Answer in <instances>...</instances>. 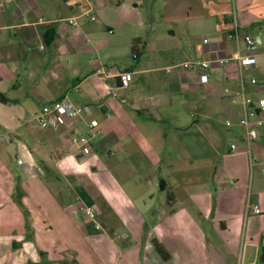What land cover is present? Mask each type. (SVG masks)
I'll list each match as a JSON object with an SVG mask.
<instances>
[{"label":"crops","instance_id":"1","mask_svg":"<svg viewBox=\"0 0 264 264\" xmlns=\"http://www.w3.org/2000/svg\"><path fill=\"white\" fill-rule=\"evenodd\" d=\"M0 93V264H264V126L238 125L264 98V0H0ZM29 98L89 113L41 129Z\"/></svg>","mask_w":264,"mask_h":264},{"label":"built area","instance_id":"2","mask_svg":"<svg viewBox=\"0 0 264 264\" xmlns=\"http://www.w3.org/2000/svg\"><path fill=\"white\" fill-rule=\"evenodd\" d=\"M91 20H94V17H90ZM77 18L72 17L67 19L68 24L76 26ZM230 37L238 39L239 34L235 31ZM243 41L247 49H251L254 46V41L249 36H244ZM229 62H235L240 66H249L252 62L250 55H242L240 53L232 54L231 56L225 57L222 60H216L215 63L221 65ZM211 61H202L196 63H185L183 65L184 69L192 70H204L208 69L211 66ZM119 83L120 87L126 88L131 80L129 73L119 74ZM251 84H255L256 80L252 78L250 80ZM227 93L228 90H225ZM243 95V93H241ZM81 113L88 114L89 108L87 106L82 107L81 109L74 107L71 103L65 99L55 100L52 102H45L39 112L35 116V121L41 129H56L59 127H66L72 120L78 117ZM238 125L243 129L244 141L247 145H250L260 139L261 129L264 126V98L253 100L251 98L243 97L242 98V113L238 120ZM226 126L230 127L231 122L227 121ZM88 128L90 131H93L94 135L99 134L100 131L98 128V123L96 121H90L88 123ZM92 135V134H91ZM91 136H74L71 138V147L72 151L75 153L88 156L91 152L90 145ZM236 144L230 145V151L237 150ZM260 173L264 176V159L259 164ZM75 212L81 216L83 219L90 220L95 222L96 212L93 207L88 206L84 203H78L74 208ZM253 212L255 214L260 213L258 206H253Z\"/></svg>","mask_w":264,"mask_h":264},{"label":"rangeland","instance_id":"3","mask_svg":"<svg viewBox=\"0 0 264 264\" xmlns=\"http://www.w3.org/2000/svg\"><path fill=\"white\" fill-rule=\"evenodd\" d=\"M63 60L66 61L67 59L64 57ZM28 85H31V83H28ZM41 104H42L41 102H37V101H34V100H32L31 98H29V109H28V113H29V115H28V118H34V114H36V113L39 112V110H40V108H41ZM95 108L98 109V107H95ZM35 123H36V122H35ZM80 136H85V135H80ZM207 160H208V161H212L211 159H207ZM196 161H198V160H195L194 163H195ZM194 163H193V164H194ZM130 164H131V162H130ZM130 164H127L129 170L131 171V172H129L130 174L128 175V176H129V179H128V180L132 182L133 180H135V178H136L137 176H136V174L133 173V168H132V166H131ZM116 176H117L118 183L121 184L122 187H127V185H128V181H125L124 179H122L123 181H121L120 176L117 175V174L115 175V177H116ZM125 185H126V186H125ZM99 197L103 198V194H102L101 192L99 193ZM97 201L100 202V204L103 202V200H100V198H98V197H97ZM103 203L106 204V203H105V200H104ZM93 209L95 210V212H96L97 215H98V214L101 212V210H102V208H101V210H100L98 207H94ZM118 233L122 234V232H121L120 230H118ZM66 264H67V263H66ZM69 264H70V263H69Z\"/></svg>","mask_w":264,"mask_h":264},{"label":"trees","instance_id":"4","mask_svg":"<svg viewBox=\"0 0 264 264\" xmlns=\"http://www.w3.org/2000/svg\"><path fill=\"white\" fill-rule=\"evenodd\" d=\"M136 42V41H134ZM0 102L3 104H7L10 103L11 101L8 100L7 98H5L1 93H0ZM153 245L155 247V250L157 251V253L161 256V258L163 260H166L169 258V255L166 253V251L164 250L163 246L161 244H159L157 241H152Z\"/></svg>","mask_w":264,"mask_h":264},{"label":"water","instance_id":"5","mask_svg":"<svg viewBox=\"0 0 264 264\" xmlns=\"http://www.w3.org/2000/svg\"><path fill=\"white\" fill-rule=\"evenodd\" d=\"M101 111H102V109H101Z\"/></svg>","mask_w":264,"mask_h":264}]
</instances>
